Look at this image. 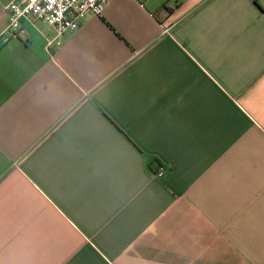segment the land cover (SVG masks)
I'll return each mask as SVG.
<instances>
[{"label": "crops", "instance_id": "1", "mask_svg": "<svg viewBox=\"0 0 264 264\" xmlns=\"http://www.w3.org/2000/svg\"><path fill=\"white\" fill-rule=\"evenodd\" d=\"M10 1L0 264H264V0H107L50 47Z\"/></svg>", "mask_w": 264, "mask_h": 264}, {"label": "built area", "instance_id": "2", "mask_svg": "<svg viewBox=\"0 0 264 264\" xmlns=\"http://www.w3.org/2000/svg\"><path fill=\"white\" fill-rule=\"evenodd\" d=\"M107 0H12L7 5V32L10 35H21L20 21L29 22L42 20L55 30V36L47 40V47L59 45L58 39L67 31H73L80 25L87 14L100 16ZM169 28H163L167 32ZM164 173L162 167L156 170V175Z\"/></svg>", "mask_w": 264, "mask_h": 264}]
</instances>
